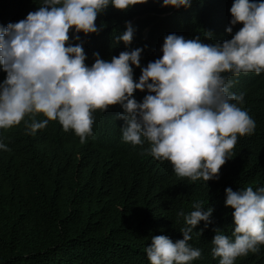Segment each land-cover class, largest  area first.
Returning <instances> with one entry per match:
<instances>
[{
	"label": "trees",
	"instance_id": "obj_1",
	"mask_svg": "<svg viewBox=\"0 0 264 264\" xmlns=\"http://www.w3.org/2000/svg\"><path fill=\"white\" fill-rule=\"evenodd\" d=\"M233 0H193L190 8L162 7V0H148L129 10L109 6L96 20L98 34L74 38L83 43L90 67L98 53L110 61L121 51L143 49L141 67L162 56L164 37L200 36L206 43L230 39ZM42 0H0V26L7 27L38 10ZM134 28L130 45L114 44L113 37ZM233 27V34L242 25ZM206 32L213 34L207 39ZM74 30L70 32L73 36ZM134 79L141 68L133 66ZM230 91L243 95L238 104L255 121L252 134L238 136L218 179L190 181L178 177L169 161L147 154V141L132 145L122 140L118 118L122 109L93 113V135L81 144L74 131L64 132L58 121L31 134L29 116L16 126L0 129V264H150L145 249L151 237L182 239L180 229L194 202L213 209L211 223L201 221L189 244L201 251L190 264H219L211 241L219 228L231 237L233 209L225 207L226 188L264 187V72L233 77ZM6 73L0 67V82ZM146 92L136 91L138 102ZM235 102V101H234ZM45 119L42 115L37 120ZM235 264H264V245L258 253L238 257Z\"/></svg>",
	"mask_w": 264,
	"mask_h": 264
},
{
	"label": "clouds",
	"instance_id": "obj_2",
	"mask_svg": "<svg viewBox=\"0 0 264 264\" xmlns=\"http://www.w3.org/2000/svg\"><path fill=\"white\" fill-rule=\"evenodd\" d=\"M148 0H42L38 10L7 27L0 26V67L6 77L0 82V129L19 125L26 116L31 134L58 121L74 131L80 143L93 135L96 110L119 105L122 140L134 146L145 141L144 151L161 162L169 161L174 173L190 181L219 178L238 136L252 134L255 121L238 107L243 95L230 91L241 73L264 72V0H233L229 11L230 39L206 43L200 36L164 37L162 56L141 67L143 49L121 51L110 61L93 53L89 67L83 43L70 40L98 34L99 14L109 6L127 11ZM193 0H162V7L190 8ZM242 25L234 34L233 27ZM74 30L73 36L70 32ZM207 39L213 34L206 32ZM134 28L113 37L114 44L130 45ZM133 66L141 68L134 79ZM146 92L141 102L135 92ZM235 101V102H234ZM42 115L45 119L37 120ZM0 149H10L0 143ZM225 207L233 209L231 237L214 229L212 256L219 264H235L238 257L256 254L264 245V187L226 188ZM180 229L182 239L166 235L151 237L145 249L150 264H190L201 251L189 244L201 221L211 223L213 209L194 202Z\"/></svg>",
	"mask_w": 264,
	"mask_h": 264
}]
</instances>
